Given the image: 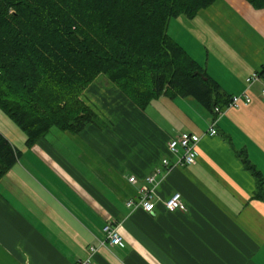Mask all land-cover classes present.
Here are the masks:
<instances>
[{
  "label": "crops",
  "instance_id": "0c3cea01",
  "mask_svg": "<svg viewBox=\"0 0 264 264\" xmlns=\"http://www.w3.org/2000/svg\"><path fill=\"white\" fill-rule=\"evenodd\" d=\"M168 33L225 97L247 91L252 102L226 108L210 135L217 115L195 97L162 94L141 108L102 73L81 95L98 116L81 132L52 128L28 145L22 129L0 128L20 151L0 179V264H264V200L239 155L264 177L263 76L246 82L264 69V8L216 0L172 18ZM184 131L201 138L196 161L158 177L154 211L129 207L162 159H176L168 142ZM175 191L184 206L170 210ZM107 223L121 244H101Z\"/></svg>",
  "mask_w": 264,
  "mask_h": 264
},
{
  "label": "trees",
  "instance_id": "16d2710c",
  "mask_svg": "<svg viewBox=\"0 0 264 264\" xmlns=\"http://www.w3.org/2000/svg\"><path fill=\"white\" fill-rule=\"evenodd\" d=\"M215 1L0 0V108L28 145L52 128L79 133L97 122L81 95L103 73L141 108L170 94L215 113L230 97L168 33L172 18L194 17ZM248 1L264 8V0ZM19 152L0 131V179ZM239 155L264 200L262 172Z\"/></svg>",
  "mask_w": 264,
  "mask_h": 264
},
{
  "label": "built area",
  "instance_id": "2783aa9c",
  "mask_svg": "<svg viewBox=\"0 0 264 264\" xmlns=\"http://www.w3.org/2000/svg\"><path fill=\"white\" fill-rule=\"evenodd\" d=\"M264 71V69H263ZM263 76V84H262V95L264 97V73L262 72H254L250 76L246 78V82L248 87H250L256 81L262 79ZM252 102L251 96L244 91L239 94H234L230 97L228 103L224 106H216L215 113L216 118L213 120L208 133L210 135H216L217 131V120L218 116L221 115L226 108L228 107H240L245 104L248 105ZM200 136L191 132H181L176 136L172 137L168 142V149L171 155L176 156L174 161H170L169 158H163L161 164L155 169V171L146 176L144 180V184L141 187V193L138 200H129L127 205L129 207H141L148 212H152L155 210L156 202L154 199L156 187L158 184V177L164 172L172 171L176 167H183L193 164L197 159V144L200 141ZM131 183L137 182L136 176H131L129 178ZM166 208L170 210H174L177 208H182L184 206V200L181 192L175 191L173 194L168 197L164 202ZM103 230L106 234V238L101 242L102 245L109 243L110 245L121 244L123 241V237L120 233V229L118 225H113L112 223H107ZM95 249L96 247H91ZM75 264H91L89 260L78 261Z\"/></svg>",
  "mask_w": 264,
  "mask_h": 264
},
{
  "label": "rangeland",
  "instance_id": "374dc122",
  "mask_svg": "<svg viewBox=\"0 0 264 264\" xmlns=\"http://www.w3.org/2000/svg\"><path fill=\"white\" fill-rule=\"evenodd\" d=\"M0 128L4 132L12 133V136L16 135V131H14V129H16L17 131L20 130L19 133H17V137L20 136L18 134L23 133V131L17 126V124L11 118H9V116L1 108H0Z\"/></svg>",
  "mask_w": 264,
  "mask_h": 264
}]
</instances>
